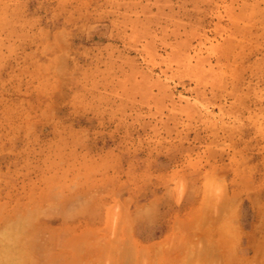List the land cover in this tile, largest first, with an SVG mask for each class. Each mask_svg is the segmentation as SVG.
Instances as JSON below:
<instances>
[{
  "label": "rangeland",
  "instance_id": "obj_1",
  "mask_svg": "<svg viewBox=\"0 0 264 264\" xmlns=\"http://www.w3.org/2000/svg\"><path fill=\"white\" fill-rule=\"evenodd\" d=\"M262 210L264 0H0V264H212Z\"/></svg>",
  "mask_w": 264,
  "mask_h": 264
},
{
  "label": "crops",
  "instance_id": "obj_2",
  "mask_svg": "<svg viewBox=\"0 0 264 264\" xmlns=\"http://www.w3.org/2000/svg\"><path fill=\"white\" fill-rule=\"evenodd\" d=\"M245 214L235 221L234 231L228 235L226 250H222L225 248L220 245L215 246L212 264H264V211H260L259 218L251 219L248 223ZM165 235L161 234L158 241L150 245L162 244ZM132 237V247L139 249L134 236ZM163 247H166V243H163ZM216 254L222 258L219 259Z\"/></svg>",
  "mask_w": 264,
  "mask_h": 264
}]
</instances>
